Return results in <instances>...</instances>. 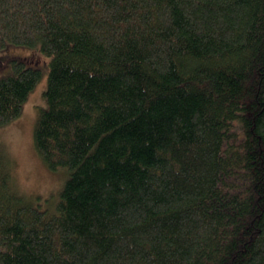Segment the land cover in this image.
Masks as SVG:
<instances>
[{"label":"trees","instance_id":"1","mask_svg":"<svg viewBox=\"0 0 264 264\" xmlns=\"http://www.w3.org/2000/svg\"><path fill=\"white\" fill-rule=\"evenodd\" d=\"M17 47L0 127L48 63L34 143L67 177L32 202L0 147V264H264V0H0Z\"/></svg>","mask_w":264,"mask_h":264},{"label":"rangeland","instance_id":"2","mask_svg":"<svg viewBox=\"0 0 264 264\" xmlns=\"http://www.w3.org/2000/svg\"><path fill=\"white\" fill-rule=\"evenodd\" d=\"M37 53L38 51L30 47L12 48L4 55L0 75L9 71V59L20 56L32 57ZM48 58L45 57V61H48ZM45 63L41 64L43 76L25 101L21 115L0 127V147L10 157L11 173L18 190L28 200L38 201L43 205L49 199L52 201L58 199L67 177L66 170L53 171L44 164L34 143L36 122L41 109L47 106L44 91L47 89L49 65Z\"/></svg>","mask_w":264,"mask_h":264}]
</instances>
